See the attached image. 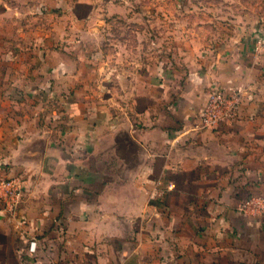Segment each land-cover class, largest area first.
Masks as SVG:
<instances>
[{"label": "crops", "instance_id": "obj_1", "mask_svg": "<svg viewBox=\"0 0 264 264\" xmlns=\"http://www.w3.org/2000/svg\"><path fill=\"white\" fill-rule=\"evenodd\" d=\"M114 7L0 0V264H264V23L164 60L157 8ZM211 89L240 104L204 129Z\"/></svg>", "mask_w": 264, "mask_h": 264}, {"label": "rangeland", "instance_id": "obj_2", "mask_svg": "<svg viewBox=\"0 0 264 264\" xmlns=\"http://www.w3.org/2000/svg\"><path fill=\"white\" fill-rule=\"evenodd\" d=\"M74 1L76 0H67V5ZM88 1L102 7L157 8L161 14V23L164 25L162 34L164 60L166 58H203L208 52L207 49H215L216 44L222 45L225 38L228 41L247 32L251 26L264 23V0ZM255 32L264 34L261 27ZM263 42L260 41V43ZM165 66L167 63L164 61Z\"/></svg>", "mask_w": 264, "mask_h": 264}, {"label": "built area", "instance_id": "obj_3", "mask_svg": "<svg viewBox=\"0 0 264 264\" xmlns=\"http://www.w3.org/2000/svg\"><path fill=\"white\" fill-rule=\"evenodd\" d=\"M240 104L238 91L226 93L223 90L211 89L207 101L197 113L200 128L213 129L222 123L230 121L236 114ZM23 196V184L18 177L0 178V202L3 208L14 213ZM237 211L248 214H258L264 211V197H249L241 201Z\"/></svg>", "mask_w": 264, "mask_h": 264}]
</instances>
